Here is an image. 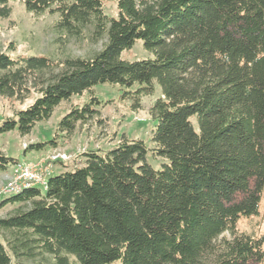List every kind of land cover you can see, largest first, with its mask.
<instances>
[{"label":"trees","instance_id":"16d2710c","mask_svg":"<svg viewBox=\"0 0 264 264\" xmlns=\"http://www.w3.org/2000/svg\"><path fill=\"white\" fill-rule=\"evenodd\" d=\"M114 1L116 16L103 10ZM27 12L56 13L54 27L105 39L91 56L52 58L0 50V95L25 108L0 134L27 135L73 95L57 132L99 113L97 84L150 105L152 148L121 136L106 150L84 151L73 168L0 199V264H262L264 234L237 232L258 212L264 191V0H22ZM8 0H0L7 18ZM140 40L148 57L121 53ZM128 95V96H127ZM194 118V119H193ZM194 120V121H193ZM52 138L26 150L55 146ZM160 157L155 168L147 159ZM18 160L0 148V171ZM231 236L226 237L225 232Z\"/></svg>","mask_w":264,"mask_h":264},{"label":"rangeland","instance_id":"374dc122","mask_svg":"<svg viewBox=\"0 0 264 264\" xmlns=\"http://www.w3.org/2000/svg\"><path fill=\"white\" fill-rule=\"evenodd\" d=\"M8 5L11 8L10 15L7 18H0V50H4L8 43L12 42L15 45L12 55L34 54L52 58L86 57L101 49L104 44L105 39L95 41L90 38V26L84 30L82 37L71 36L55 29L56 13L44 12L39 16H33L25 10L22 0H8ZM103 10L109 16L117 15L114 1H105ZM121 56L134 60L149 55L143 49L142 42L138 40L130 49L124 50ZM92 93L101 101L98 115L84 124H77L69 138L57 132V123L72 106L81 105L88 100L90 93L87 91L61 101L54 108L50 118L37 122L27 135L21 136L16 131L0 134L1 150L21 162L44 164L51 171L50 174H53L64 170V166L73 168L79 165L84 151L106 150L113 147L121 136L141 138L149 149L152 148L153 120L148 109L161 94L158 85H155L152 95L140 97L138 108L132 107L133 101L128 95V97L122 96L123 89L118 85L97 84L93 87ZM35 97L36 94L32 93L30 98L20 102L0 95V123L6 117L13 116L14 110L25 108ZM52 138L56 141L55 146H48L42 150L25 149L31 143ZM147 159L155 168H158L162 162L160 157L152 156L150 152L147 154ZM13 166L10 165L6 171H0V199L8 195L4 193V186L9 181ZM14 207L15 204H8L1 208L0 217L7 215ZM235 227L237 232L253 236L264 234V191L258 212L239 218ZM224 234L226 237L231 236L228 231Z\"/></svg>","mask_w":264,"mask_h":264},{"label":"built area","instance_id":"2783aa9c","mask_svg":"<svg viewBox=\"0 0 264 264\" xmlns=\"http://www.w3.org/2000/svg\"><path fill=\"white\" fill-rule=\"evenodd\" d=\"M50 172L44 164H31L25 161H18L14 164L9 181L4 186V193H15L29 186L45 188Z\"/></svg>","mask_w":264,"mask_h":264}]
</instances>
